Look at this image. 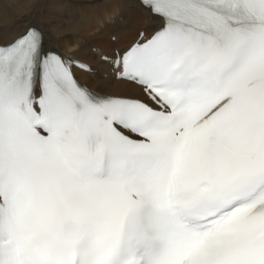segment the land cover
<instances>
[{"label": "snow or ice", "instance_id": "1", "mask_svg": "<svg viewBox=\"0 0 264 264\" xmlns=\"http://www.w3.org/2000/svg\"><path fill=\"white\" fill-rule=\"evenodd\" d=\"M50 8L0 34V264H264V0H129L71 52Z\"/></svg>", "mask_w": 264, "mask_h": 264}, {"label": "bare ground", "instance_id": "2", "mask_svg": "<svg viewBox=\"0 0 264 264\" xmlns=\"http://www.w3.org/2000/svg\"><path fill=\"white\" fill-rule=\"evenodd\" d=\"M128 2L129 0H109L105 3L100 0H0V34L11 30L13 25L18 27L17 21L26 16L33 5L40 3L43 9L45 3H48L52 5L49 11L66 33V50L71 52L76 49L79 38H91L111 21L107 19L110 14H117ZM88 12L91 13L90 16L81 15Z\"/></svg>", "mask_w": 264, "mask_h": 264}]
</instances>
